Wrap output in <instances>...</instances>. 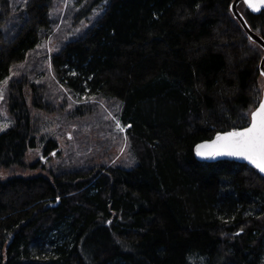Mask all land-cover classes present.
<instances>
[{
  "label": "trees",
  "instance_id": "1",
  "mask_svg": "<svg viewBox=\"0 0 264 264\" xmlns=\"http://www.w3.org/2000/svg\"><path fill=\"white\" fill-rule=\"evenodd\" d=\"M101 1L75 9L74 21ZM231 1L105 0L51 53L52 75L38 84L28 73L42 63L28 56L52 31L51 0H0V81L23 73L7 85L13 123L0 132V264H264V176L193 154L247 125L262 94L264 52ZM238 9L264 39V10ZM61 89L116 107L130 143L123 162L86 153L25 174L39 168L27 162L39 144L34 109H60L69 128L95 106ZM55 146L49 137L44 155Z\"/></svg>",
  "mask_w": 264,
  "mask_h": 264
},
{
  "label": "rangeland",
  "instance_id": "2",
  "mask_svg": "<svg viewBox=\"0 0 264 264\" xmlns=\"http://www.w3.org/2000/svg\"><path fill=\"white\" fill-rule=\"evenodd\" d=\"M8 1L11 2V7L12 3L22 5L25 0ZM91 1L93 0H51V8L49 9V13L50 18L53 20L52 31L45 39H41L40 43H38V46L28 56V58L33 57L36 63H42L40 66H37L36 64V67L32 70V73H28L30 75L29 79L31 81L42 84V82L46 80L45 76L51 74V70L49 68V59L51 53L60 45L64 44L65 41L68 40L72 35L80 33L83 28L91 25L101 13L105 0H102L98 7L92 11V13L88 16L89 18L87 21L86 19H78L74 21L76 18V10L80 9ZM41 71L45 72V74L40 75ZM16 73L19 75L23 74L20 71L13 70L8 77H5L0 81V91H2V96H0V132L13 123L7 109L5 93L10 79L15 77V75H17ZM34 74L39 75L38 78L36 76L33 77ZM5 81H7L6 84L4 83ZM54 87L56 88L55 85L50 84L47 89L53 90L52 88ZM61 90L65 97L68 100L71 99L74 103H76V105H95L91 107L90 114L85 115V117L80 121L82 125L86 123L89 129L80 131L83 126L81 125V127L79 124H72L69 128H67L70 125L69 119L66 116V113L61 112L58 108L52 109L51 111H38L34 109L33 114H35V120L36 123H38L40 130V134L38 135L39 144L36 148L28 151L27 162L31 163L36 160L39 162V168H28L24 171L25 174H45L46 171L41 168V165L49 167L52 164L55 165V163L59 164L63 160H65L66 163H69L74 157L83 154L85 155L86 153H93V155L100 156L101 154H104L103 157H105L106 162L109 164L122 161L121 157L129 155L130 143L125 132V128L121 126L123 131H120L116 127L117 117L114 113L116 110L115 106H109V104L106 102L95 98L81 97L76 101L73 97L63 91V89ZM51 99L55 101L60 100V98L54 97ZM51 102V105L56 107V103L53 101ZM93 128H99V130L102 132L96 133L98 130L96 131V129ZM88 131L91 132V134H86V136H88L90 140L81 142V140L87 139L82 133H86ZM95 133L98 135L97 137L94 135ZM49 137L55 139L56 146L51 149V152L48 155H44L42 147L44 142ZM106 142L110 144H106ZM1 173H3L4 176L8 174L7 172Z\"/></svg>",
  "mask_w": 264,
  "mask_h": 264
},
{
  "label": "snow or ice",
  "instance_id": "3",
  "mask_svg": "<svg viewBox=\"0 0 264 264\" xmlns=\"http://www.w3.org/2000/svg\"><path fill=\"white\" fill-rule=\"evenodd\" d=\"M245 3H248V0H245ZM4 83L6 84L7 81ZM0 96H2V91H0ZM116 127L123 131L118 119ZM196 152L197 155L205 157L221 154L240 157L248 160L264 173V101H260L257 110L251 113L250 126L241 131L233 130L223 135L217 134L215 140L210 143L197 145Z\"/></svg>",
  "mask_w": 264,
  "mask_h": 264
},
{
  "label": "water",
  "instance_id": "4",
  "mask_svg": "<svg viewBox=\"0 0 264 264\" xmlns=\"http://www.w3.org/2000/svg\"><path fill=\"white\" fill-rule=\"evenodd\" d=\"M241 1L245 4V6L247 7V9L250 12H252L254 14H257V13L261 12L262 10H264V0H248V3H245V0H232L231 3H230V10H231L233 16L235 17V19H237V21L240 23V25L245 30V32L248 35V37L251 40H253L256 43H258L261 46V48L263 49V52H264V39L260 35H258L257 33H255L250 28V26H249L246 18L244 17V15L242 14V12L238 9V4ZM250 5H254L255 7L250 6ZM258 68H259V72H260V74H261V76L263 77V80H264V75H262V73H264V53H263V55H262V57H261V59L259 61ZM260 101H264V83H263L262 94H261V98H260L259 102ZM259 102H258L257 106L254 108L253 111L257 110V108L259 107ZM250 123H251V114H250V121L244 127L236 128V129H232V130H226V131H223V132H217L210 139H205V140H202V141L197 142L193 146V154H194L195 158L197 160H199V161H205V162H216V161H220V160H229V161H235V162L245 163V164L249 165L250 167L255 168L261 175L264 176V173L260 172L254 165H252L246 159H243V158H240V157L223 155V154L216 155V156H211V157H205V156H199V155H197V152H196V146L197 145L205 144V143H210L211 141L215 140L217 134L223 135L224 133L229 132V131H233V130L241 131L244 128L250 126Z\"/></svg>",
  "mask_w": 264,
  "mask_h": 264
}]
</instances>
